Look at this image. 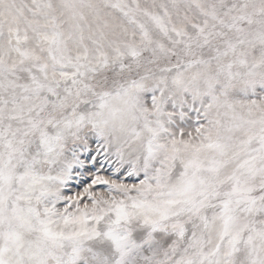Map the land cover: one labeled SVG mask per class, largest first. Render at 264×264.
<instances>
[{"label":"snow or ice","instance_id":"1","mask_svg":"<svg viewBox=\"0 0 264 264\" xmlns=\"http://www.w3.org/2000/svg\"><path fill=\"white\" fill-rule=\"evenodd\" d=\"M0 264H264V0H0Z\"/></svg>","mask_w":264,"mask_h":264}]
</instances>
